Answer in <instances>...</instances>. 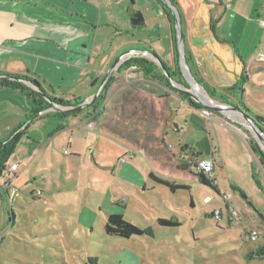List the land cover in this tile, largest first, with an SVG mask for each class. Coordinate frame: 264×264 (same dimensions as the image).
Masks as SVG:
<instances>
[{
  "label": "rangeland",
  "instance_id": "rangeland-1",
  "mask_svg": "<svg viewBox=\"0 0 264 264\" xmlns=\"http://www.w3.org/2000/svg\"><path fill=\"white\" fill-rule=\"evenodd\" d=\"M254 17L253 40L240 38L239 31L235 32L238 50L234 42H226L234 51L230 56L241 63L236 83L241 82L243 88L237 96H243L264 119V11L254 12ZM138 32L145 35L147 30ZM177 50L178 76L173 81L177 86L173 89L166 84L169 90L164 94L157 93L163 82L149 81L145 89L139 85L143 78L137 71L126 69L120 75L115 70L100 113L90 117L104 131L96 133L94 140L106 138L109 142L102 150L106 156L102 163L94 162L92 153L98 147L88 146L86 139L77 137L69 146L70 133H55L54 117L27 128L35 143L25 136L9 160L19 164L18 178L10 183L17 195L9 197L0 191V264H86L90 256L100 264H264V171L244 142L214 136L211 141L204 131H189L188 125L199 127L203 121L201 109L179 105L174 98L178 88L190 91L180 68L178 44ZM221 57L233 71L229 56ZM132 72L135 76L126 81L124 73ZM108 82L106 79L104 86ZM245 90L247 95L242 94ZM224 115V120L239 125L231 122L244 140L254 138L264 151L250 124L241 117ZM185 141L204 155L212 143L222 166L221 170L214 165L219 192L193 180L189 171L174 167V155L181 153ZM110 148L122 150L125 162L132 166L127 164L121 170L116 163L111 166L109 156L114 161L117 157ZM158 170L169 178L183 177L191 189L172 193L156 184L149 173L159 175ZM133 183L140 185L139 192L130 189L132 198L124 199L122 192ZM229 207L238 214L231 216ZM216 211L221 212L220 218L210 215ZM109 214L122 215L140 228L150 227L153 237L107 235L104 225ZM161 218L176 224L160 226L157 221ZM248 225L258 231L257 240L245 238L251 228Z\"/></svg>",
  "mask_w": 264,
  "mask_h": 264
},
{
  "label": "crops",
  "instance_id": "crops-1",
  "mask_svg": "<svg viewBox=\"0 0 264 264\" xmlns=\"http://www.w3.org/2000/svg\"><path fill=\"white\" fill-rule=\"evenodd\" d=\"M174 1L183 33L184 50L190 56L196 74L202 82L216 89V96L223 95L233 106L240 107L241 98L237 96L239 91L226 93V88H233L238 84L236 81L241 70L240 61L230 56L234 51L227 42H234V48H237L235 32L239 31L242 33L240 38L253 40L254 12L261 14L264 11V0ZM133 14L140 15L143 20L142 24H133ZM140 29H146V34L138 32ZM128 51L150 54L149 56L136 55L131 58L143 57L152 62L155 60L158 66L161 65L162 70L165 67L172 70L176 68L171 26L159 0H0V72L27 75L41 86H45L53 98L71 103L77 100L81 103L80 109L75 113H63L69 107L53 104L31 119L29 116L32 109L31 100L17 89L0 86V142L10 139L16 132H22L17 139L16 146L25 136L27 140L35 143V137L27 135V128L35 121L45 117H54L57 123L55 133L60 132L62 135L70 133L69 146H72L77 137L86 139L88 146L93 149L98 147L97 152L92 153V159L94 162L100 160L102 163L106 159L102 150L109 142L106 138L94 140L96 133L104 131L93 125V120H90V117L95 114L88 115L92 112V106L88 104L91 98L96 96L102 83L109 79L107 77L114 79L116 69L112 66L120 55ZM225 54L232 62L233 71L221 57ZM123 64L117 67L120 75L126 70H119ZM133 68L129 67L127 70L137 71L138 77L143 78L142 81L137 79L140 81V86L147 89L149 81H154L164 83H162L160 92H157L158 94H164L163 91L168 89L164 80L146 75L135 66ZM111 69L112 71L108 74ZM109 82L111 85L113 80ZM170 82L173 87L177 86L173 81L170 80ZM26 84L31 86L30 83ZM187 86H189L188 83ZM178 89L175 100L179 105L184 103L192 107L183 101L180 95V91L185 90ZM242 94L247 95L248 93L245 90ZM225 99L214 100L217 103H225ZM242 99L244 102L243 96ZM244 103L254 113L258 112L253 110L250 104ZM192 108L198 110L195 107ZM208 110L211 113L213 111ZM214 112L216 113L212 115L215 117L212 122H208L209 119L207 120L199 113L203 125L199 127L188 125L189 131H204L211 141H213V136L223 139L228 137L226 141L232 139L239 144L244 142L249 148L248 139L244 140L234 129L236 128L234 124L239 125L231 119H228V122L224 120L226 116L221 112L216 110ZM231 122L234 124L231 125ZM174 130L178 132L176 127ZM85 133L87 137L83 136ZM51 138L53 136L48 140ZM184 146L177 157L173 154L176 159V161L174 159V167L178 170L187 166L186 162L180 159L183 153H186L188 157L212 158L214 165L217 164V168L222 170L216 157L217 151L212 143L209 145L211 147L207 148V155H204L201 149H195L194 145L190 146L186 141ZM187 146L189 149L186 148ZM112 151L117 159L114 161L113 155L109 156L111 166H115L116 163L119 165V170L127 164L132 166L130 161L125 162L123 156L125 153L122 150L120 152L110 148L111 153ZM11 163L15 162H9ZM183 171L191 173L189 169ZM158 173L159 175L154 174L155 179L152 178L156 184L165 186L157 181V179H162L174 185L186 186L185 189L179 188L176 191L191 189L183 177L173 179L159 170ZM15 178H18V175ZM215 184L219 192L220 187L216 178ZM128 186L129 188H125L122 192L124 199L132 198L129 194L130 189L135 188L139 192L140 185L133 183ZM152 188L156 187L152 186ZM142 190H145L144 187ZM190 204L194 205L192 200ZM248 227L251 226L248 225Z\"/></svg>",
  "mask_w": 264,
  "mask_h": 264
},
{
  "label": "trees",
  "instance_id": "trees-1",
  "mask_svg": "<svg viewBox=\"0 0 264 264\" xmlns=\"http://www.w3.org/2000/svg\"><path fill=\"white\" fill-rule=\"evenodd\" d=\"M168 1L173 6L176 7L174 0H168ZM159 2L162 5L163 11L171 26L172 40H173V45H174L175 57H176V68L172 70V69H168L165 67L164 70H162L160 66L156 65L154 62L146 58L134 57V58L127 60L122 65V67L119 68V70L121 71L131 66H135L138 69L142 70L146 75L155 77L160 80H164L169 87L173 88L170 80L175 81V76H178V71H177L178 50H177L176 28H175L176 18H175V15L170 10V8L162 0H159ZM181 34L183 36V33ZM184 57H185L186 63L188 64L191 74L193 75L195 81L203 88V90L207 92V94L212 99H225L223 95L216 96V89L202 82V80L198 77V75L195 72L190 56L186 52H185ZM107 78H109V81L113 80L110 77H107ZM242 81H244V74H242ZM26 83H30L31 86ZM109 85H110V82H108V84H106L105 86L103 85L104 89L102 90L106 91L105 89ZM242 85L243 84L240 82L236 84L233 88H226L227 89L226 93L231 94L232 91L241 89ZM0 86L17 89L23 95H25L28 99L31 100L32 109L29 114L31 119L34 117H37L40 114V112L53 106V104H58L59 106H62V107H69V109L67 108L66 110H64L63 113H75L80 109L79 105L81 103L78 102L77 100L71 103L69 101H62V100L55 99L53 98V96L49 94L48 89L45 86H41L37 81H35L34 79H32L31 77L27 75H16V74L13 75V74L0 72ZM173 89H175V87ZM103 91L97 93V95L88 104L92 106L91 115L95 114L93 118L96 117L100 113L99 108L102 104L104 93H105ZM180 92H181L180 95L183 101L189 103L192 107H195L196 109L204 108L202 105H200L195 100H193L186 91L181 90ZM224 102L231 104L226 99ZM239 105L240 107L238 106L237 108L241 110L244 114L249 116L256 125L260 126L263 129V132H264L263 117L251 111V109L243 102L242 98L239 100ZM21 135H22V132H16L10 137V139H6L0 142V182L2 179L3 181L6 180L5 173H6L7 167L10 162L9 160H10L11 154L15 150L17 139ZM248 146H249L251 153L257 159L259 167L264 171V151L262 150V148L259 146V144L256 142L254 138L248 139ZM181 169L185 170V169H188V167L187 166L182 167ZM190 174L196 182L202 185H205L207 187H210L212 190L218 192V188L214 180H211L200 173L191 172ZM149 177L154 178V174L149 173ZM157 181L167 186L171 191H176L179 188L181 189L186 188V186L184 185H174L167 180L157 179ZM210 215L212 216L213 214L211 213ZM157 222L160 226H173L176 224L172 220L162 219V218L158 219ZM104 230H105V233L109 236H116V237H121V238H130L132 236L153 237V230L150 227L140 228L132 224L131 222L125 220L122 217V215H115V214L107 215L105 225H104ZM86 264H100V263L98 262V259L96 257L90 256L88 257Z\"/></svg>",
  "mask_w": 264,
  "mask_h": 264
},
{
  "label": "built area",
  "instance_id": "built-area-1",
  "mask_svg": "<svg viewBox=\"0 0 264 264\" xmlns=\"http://www.w3.org/2000/svg\"><path fill=\"white\" fill-rule=\"evenodd\" d=\"M264 24V22H263ZM146 52H141V51H130L129 53L123 54L120 57L119 60V65L123 64V62L127 59H130L132 56H136V55H145ZM259 60H263L262 55H260ZM134 66H131L130 69H134ZM124 78L127 81L128 77H134L135 73H128L125 74L124 73ZM103 84L99 87L98 93L101 91V89L103 88ZM97 95V94H95ZM94 98V97H93ZM91 98V100L93 99ZM201 115L206 118V119H213L212 118V113L207 109V108H203L200 111ZM237 129V128H235ZM238 131H240V129H237ZM180 159L184 160L186 162V165L188 167V169L191 172L194 173H200L203 174L205 177L214 180L215 181V175H214V161L212 158L209 157H188V155L186 153L181 154ZM19 169V164L18 163H11L8 165L5 176H6V180L0 184V190L5 194H7L9 197L10 196H16L17 192L16 190L13 188V186H10V183L13 181L12 179L15 178L17 176V171ZM228 212L231 214V216L237 215L238 213L232 208L229 207L228 208ZM212 217H216V218H220L221 216V212L220 211H216L215 213H212ZM245 238H249L252 240H257L258 239V231L255 228H247L246 230V234H245Z\"/></svg>",
  "mask_w": 264,
  "mask_h": 264
},
{
  "label": "water",
  "instance_id": "water-1",
  "mask_svg": "<svg viewBox=\"0 0 264 264\" xmlns=\"http://www.w3.org/2000/svg\"><path fill=\"white\" fill-rule=\"evenodd\" d=\"M172 11V13L175 15L176 21H175V27H176V36H177V44L179 47V63H180V68L182 70V74L185 78V80L187 81L189 87H190V91L187 92L188 95L195 100L197 103H199L200 105H202L203 107H206L208 109H213L216 110L218 112H221L222 114H231V116H236V115H240L248 124H250L251 129L254 131V135L257 137V139L260 141V144L264 147V133L261 132L255 125L254 122L252 121V119L247 116L246 114H244L241 110H239L237 107L228 104V103H218V105H209L207 103H205L204 101H202L197 95H195L192 92L193 89V84H196V81L193 77V75L191 74L190 68L188 66V64L186 63L185 57H184V43H183V36H182V32H181V25H180V21H179V16L176 10V7L173 6L168 0H162ZM133 24H142L143 20L142 18H140L139 14H133ZM130 51L126 52L129 53ZM124 53V54H126ZM123 55V54H122ZM120 55L114 62L112 67H115V69H117L118 65H119V60L120 57L122 56ZM150 54H145V56H149ZM151 58H153V56H151ZM161 66V65H160ZM112 71L109 70L108 74ZM107 74V75H108Z\"/></svg>",
  "mask_w": 264,
  "mask_h": 264
},
{
  "label": "bare ground",
  "instance_id": "bare-ground-1",
  "mask_svg": "<svg viewBox=\"0 0 264 264\" xmlns=\"http://www.w3.org/2000/svg\"><path fill=\"white\" fill-rule=\"evenodd\" d=\"M192 92L197 95L202 101L208 103L209 105L217 104L213 102L212 100L208 99L207 95L204 93V91L196 84H193ZM237 117H241L240 115H236ZM242 118V117H241Z\"/></svg>",
  "mask_w": 264,
  "mask_h": 264
}]
</instances>
